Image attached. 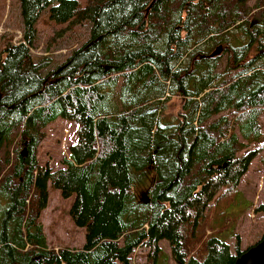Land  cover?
<instances>
[{"label": "trees", "instance_id": "obj_1", "mask_svg": "<svg viewBox=\"0 0 264 264\" xmlns=\"http://www.w3.org/2000/svg\"><path fill=\"white\" fill-rule=\"evenodd\" d=\"M43 11L89 24L54 67L31 53ZM21 21L0 58V264H133L136 252L159 264L161 241L175 264H234L233 220L210 219L255 158L264 169V0H21ZM58 118L77 123L76 142L52 170L36 150ZM49 186L74 197L79 250L47 245Z\"/></svg>", "mask_w": 264, "mask_h": 264}, {"label": "rangeland", "instance_id": "obj_2", "mask_svg": "<svg viewBox=\"0 0 264 264\" xmlns=\"http://www.w3.org/2000/svg\"><path fill=\"white\" fill-rule=\"evenodd\" d=\"M84 5L86 0H77ZM89 24L86 22L69 28L67 25H54L48 20V15L43 11L35 25L37 38L32 47V56L35 60L47 57L51 60V67L60 64L74 48L80 46L87 38ZM23 28L21 21V0H0V58L2 51L9 44H18L22 41ZM225 60L221 61L218 72L223 70ZM182 106V99L171 98L167 114L175 116ZM262 127V140L264 141V116L260 118ZM77 123L62 118L56 119L45 129V137L36 150V158L41 166H48L52 170L63 167L62 160L68 156L69 146L76 142L75 131ZM17 143L12 147L10 157L17 148ZM24 148L22 151L24 152ZM2 155V154H1ZM237 190L240 197L227 200L231 210L224 215V219L215 216L212 220L213 227L225 224V239L234 253L237 241L241 251L257 244L264 236V214L256 212L258 205L264 203V169L255 158L248 172L241 178ZM49 197L45 210L41 214L40 222L43 226L46 242L49 248H70L79 250L84 244V229L76 227L69 216V209L74 197L64 198L60 192L48 187ZM213 218V219H212ZM208 222V221H206ZM205 222V223H206ZM205 233L211 231L210 226H204ZM218 230V229H217ZM160 247L164 253L159 264H174L169 246L166 241H161ZM144 256L140 252L134 255L133 264H140ZM166 261V263L164 262Z\"/></svg>", "mask_w": 264, "mask_h": 264}, {"label": "water", "instance_id": "obj_3", "mask_svg": "<svg viewBox=\"0 0 264 264\" xmlns=\"http://www.w3.org/2000/svg\"><path fill=\"white\" fill-rule=\"evenodd\" d=\"M220 50H217L214 55H218ZM234 264H264V236L260 241L246 250Z\"/></svg>", "mask_w": 264, "mask_h": 264}, {"label": "bare ground", "instance_id": "obj_4", "mask_svg": "<svg viewBox=\"0 0 264 264\" xmlns=\"http://www.w3.org/2000/svg\"><path fill=\"white\" fill-rule=\"evenodd\" d=\"M22 153H23V155H25V154H24V153H25V150H24V152H22ZM251 247H252V246H251ZM251 247H249V248H251ZM249 248H248V249H249ZM248 249H246V250H248ZM246 250H245V251H246ZM245 251H243V253H244ZM243 253H242V254H243ZM238 258H239V257H238ZM238 258H237V259H238Z\"/></svg>", "mask_w": 264, "mask_h": 264}, {"label": "crops", "instance_id": "obj_5", "mask_svg": "<svg viewBox=\"0 0 264 264\" xmlns=\"http://www.w3.org/2000/svg\"><path fill=\"white\" fill-rule=\"evenodd\" d=\"M175 264V263H174Z\"/></svg>", "mask_w": 264, "mask_h": 264}]
</instances>
